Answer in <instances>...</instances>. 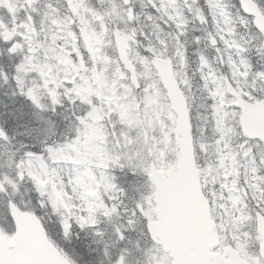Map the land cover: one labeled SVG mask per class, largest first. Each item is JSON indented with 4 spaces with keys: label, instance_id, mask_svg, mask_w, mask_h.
I'll list each match as a JSON object with an SVG mask.
<instances>
[{
    "label": "snow or ice",
    "instance_id": "obj_1",
    "mask_svg": "<svg viewBox=\"0 0 264 264\" xmlns=\"http://www.w3.org/2000/svg\"><path fill=\"white\" fill-rule=\"evenodd\" d=\"M0 264H264V0H0Z\"/></svg>",
    "mask_w": 264,
    "mask_h": 264
}]
</instances>
